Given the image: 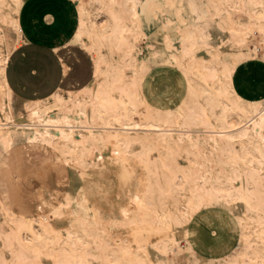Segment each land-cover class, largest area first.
<instances>
[{
	"label": "bare ground",
	"instance_id": "obj_1",
	"mask_svg": "<svg viewBox=\"0 0 264 264\" xmlns=\"http://www.w3.org/2000/svg\"><path fill=\"white\" fill-rule=\"evenodd\" d=\"M85 1L79 4L70 42L91 54L92 78L76 88L58 87L46 97L29 99L15 95L6 77L11 53L28 39L19 15L22 0H0V30L7 24L17 33L15 43L0 50V151L9 154L13 146L24 145L31 156L43 149L45 159L54 153L68 169V186L60 199L43 198L28 208L0 201L9 222L4 242L12 254L10 260L0 254V264H175L180 250L187 263L197 264L199 254L188 237L187 222L209 204L227 206L238 225L249 228L241 250L217 261L237 264L244 257L242 264H264V93L250 99L240 94L223 98V91L232 89L235 65H249L260 51L254 32H261L264 41V0H190L199 23L194 44L214 32H227L226 39L206 46L208 57L200 56L202 60L193 64L198 68H186L188 62L180 58L184 51L166 34L168 58L186 74L202 75L221 88L216 94L200 89L201 104L199 95L195 97L198 88L190 85L192 101L169 108L145 101L143 77L134 69L147 68L145 59L137 56L138 36L127 45L121 62L113 64L101 50L119 48L124 32L139 29L135 21L141 0ZM10 4L17 17L5 9ZM235 13H244L246 20H237ZM209 20L215 22L214 30ZM225 47L234 52L218 62ZM150 54L158 56V51L152 48ZM129 64L134 68H127ZM63 66L66 72L69 65ZM163 154L171 156V165ZM237 158L247 162L246 168ZM38 188L37 197L42 196ZM158 223L171 233L161 245L146 239L128 244L131 232L123 228L148 224L156 230L152 225ZM151 229L143 233L155 231ZM116 232L120 238H114ZM174 232L184 240L183 249ZM255 241L262 244L259 254L251 251Z\"/></svg>",
	"mask_w": 264,
	"mask_h": 264
},
{
	"label": "rangeland",
	"instance_id": "obj_2",
	"mask_svg": "<svg viewBox=\"0 0 264 264\" xmlns=\"http://www.w3.org/2000/svg\"><path fill=\"white\" fill-rule=\"evenodd\" d=\"M81 1L84 2L85 0H22L21 3L22 7L19 15L25 28L24 32L27 38L32 36L55 45L68 44L67 47L58 51L62 61L70 67L69 79L64 84V87H66L65 89L76 88L81 84H85L93 75L91 54L82 50L78 44L70 42L74 36V29L78 21L79 4ZM144 1L145 0L140 1L139 9L141 10V14L135 21V23L140 25L139 29H133L128 32L129 34L124 32V35L122 34V41L119 48L115 49L112 47L111 49V47L102 46L101 50L105 53L107 59L112 61L113 64L121 62V60L126 59L124 58V53L126 52L127 45L130 42H133L135 36H138V41L135 42L139 47V50H137V56L141 59H145L147 68L140 70L138 67L134 68V66L132 67L130 64L127 68L137 69L139 71V76L142 75V89L145 92V101L152 105L159 104L160 107L166 108L172 107L174 103L185 105L187 101H192L191 97L188 98V91L190 85H192L195 90L198 88L195 97L199 95L200 103L204 104V99L200 94L201 90L207 88L211 93L216 94L218 88H221V84L218 83L219 85L217 86L214 82L205 81L202 78V75L199 76V74L194 75L191 72L186 74L184 70L180 69L182 67H180L178 62L170 61L168 58V49L166 47L167 41L163 39H165L164 37L167 34L170 37L171 42L181 49V51H184V54L180 56V58L188 62L187 64L189 67L186 68H198L197 66L193 67V64L195 65L200 59L202 60V58L208 57L206 50H204L206 46H218L221 38L226 39L227 32H214L209 39H198L201 40V42L194 44L193 38H195L196 35L198 37L197 30L199 23L196 21L195 15L190 8V0ZM198 1L199 0H195L196 3H198ZM85 2H87V0ZM5 9L12 17L18 16L14 5L10 4ZM235 17L240 21L246 20V15L244 13H238L237 15L235 13ZM209 22L210 27L214 30L215 22H213V20H209ZM1 26L0 32L1 34H4V41L0 42V50L5 51L17 40V33L10 25L2 24ZM254 34V37H257L256 44H259L260 51H258L256 58H253L252 63L249 65L241 62H238L235 65V76L233 75L234 77L232 76L231 78L232 89L230 91H223L224 99H233L234 96L236 97L238 94L243 95L244 98L250 99L252 96H260V94L264 93V41L261 39V32L255 31ZM248 38L250 39L252 36L248 35ZM151 43L153 44L152 48L158 51V56L150 54L152 48L148 44ZM21 44L22 43H20V45ZM194 46L196 48H194ZM113 48L117 51L114 52ZM233 52L234 50L230 47L223 48L218 58V62L228 59L229 55ZM245 65L248 66L246 67ZM162 82L165 83L166 88L169 86L172 87V95L165 94V89L160 87ZM169 98L172 100L169 101ZM14 103L19 105L21 104V101L14 98ZM140 107L144 109L145 105L142 103L140 104ZM215 110H220V106L215 107ZM19 148V145L13 146L9 154L15 156ZM149 155L150 157H154L155 153L150 152ZM31 157L33 158V163L36 165L38 175L28 176L27 181L24 183V191L19 194L20 196L18 195L13 200L15 203L20 204L21 208H28L43 198H52L53 196H56V199H60L64 196L68 186L67 166L61 161V159L56 157L54 153H51L50 158L45 159L44 150L37 149L34 150V154L31 155ZM87 157H89V155H87ZM162 157H164L167 162H171L170 155L163 154ZM175 159H177L178 162L181 161L180 156H176ZM237 160L240 164H243L241 168H246L247 162L245 160H241V158H237ZM252 160L254 165L257 166V158L254 157ZM38 186H41L42 193V196L39 197L34 193L38 191ZM261 195L264 196V184H262L261 187ZM208 208L217 210L216 216L219 220V230L212 227L211 222L204 223L205 216L203 215V211ZM18 210H20V206L18 207ZM233 214L234 213L231 212L227 206L209 204L206 207L197 209L189 216L187 222L188 237L195 245L196 251L199 254L197 264H221L217 261V258L225 257L228 253L234 254L235 249L241 250L243 239L249 234V228L245 227L242 229L236 222V217L234 216V218ZM155 225H152V227L161 231V234H158V232L155 233L157 229H151V225L149 226L148 224H132L129 227L123 228L125 233L131 232L128 233V244L134 240L141 244L146 239L145 242L156 243V247L161 245V239L171 233L169 230H165V228L167 229L165 225L161 223H158L156 227ZM158 225L164 227V229ZM8 228L9 222L7 221L4 210L0 206V254L7 260H10L12 254L9 247L4 242V234ZM150 229L155 230L152 231L155 234L152 232L150 234L146 233L148 231L150 232ZM208 229H211L210 234H208ZM138 230H140L139 233L136 232ZM144 231H146L145 234L143 233ZM146 234L148 235L146 236ZM149 235L151 236L148 237ZM115 237L120 238V232H116V234H114V238ZM173 237L178 242L181 249H183L185 242L181 238L180 233L178 234V232H174ZM174 251H178V248L175 249L174 247ZM251 251L257 254L261 253V242H253ZM205 257L213 258L209 261ZM243 258L244 257H240V261L237 264H242L241 260ZM147 260L149 261V259ZM174 263L189 264L185 261L183 250L178 252L174 259Z\"/></svg>",
	"mask_w": 264,
	"mask_h": 264
},
{
	"label": "crops",
	"instance_id": "obj_3",
	"mask_svg": "<svg viewBox=\"0 0 264 264\" xmlns=\"http://www.w3.org/2000/svg\"><path fill=\"white\" fill-rule=\"evenodd\" d=\"M67 45H55L31 36L14 49L6 65V77L13 92L33 99L46 97L58 87L65 89L70 67L64 71L58 51ZM54 46L58 48L55 50Z\"/></svg>",
	"mask_w": 264,
	"mask_h": 264
},
{
	"label": "clouds",
	"instance_id": "obj_4",
	"mask_svg": "<svg viewBox=\"0 0 264 264\" xmlns=\"http://www.w3.org/2000/svg\"><path fill=\"white\" fill-rule=\"evenodd\" d=\"M21 145L15 156L0 151V201H12L24 191L28 176H37L33 158Z\"/></svg>",
	"mask_w": 264,
	"mask_h": 264
},
{
	"label": "snow or ice",
	"instance_id": "obj_5",
	"mask_svg": "<svg viewBox=\"0 0 264 264\" xmlns=\"http://www.w3.org/2000/svg\"><path fill=\"white\" fill-rule=\"evenodd\" d=\"M160 87L162 89H165L166 95H172L173 94L172 87L169 86L166 88V85L164 82H162L160 84ZM216 212H217L216 209H212V208L204 209V211H203V215L205 216L204 223L211 222L212 227L217 228V230H219V228H218L219 220L217 219ZM125 215H127V213H125ZM210 233H211V229H208V234H210Z\"/></svg>",
	"mask_w": 264,
	"mask_h": 264
}]
</instances>
